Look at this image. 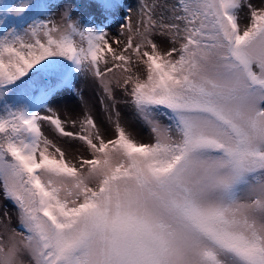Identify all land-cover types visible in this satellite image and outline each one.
I'll return each instance as SVG.
<instances>
[{
    "label": "snow or ice",
    "instance_id": "obj_1",
    "mask_svg": "<svg viewBox=\"0 0 264 264\" xmlns=\"http://www.w3.org/2000/svg\"><path fill=\"white\" fill-rule=\"evenodd\" d=\"M0 201V264H264V0L0 4Z\"/></svg>",
    "mask_w": 264,
    "mask_h": 264
},
{
    "label": "rangeland",
    "instance_id": "obj_2",
    "mask_svg": "<svg viewBox=\"0 0 264 264\" xmlns=\"http://www.w3.org/2000/svg\"><path fill=\"white\" fill-rule=\"evenodd\" d=\"M15 0H0V4L3 3H14ZM75 3H86L87 0H74ZM253 3L256 0H252ZM125 3L131 6L133 9L137 6V0H125ZM57 12L59 10H56ZM122 11V10H121ZM121 16L118 13L115 18V22L110 25L109 31L112 35H117ZM133 19L135 20L136 17L133 15ZM247 24V20L244 19L241 21V25L244 26ZM75 87L79 90V94L73 93L71 90H65L61 95L57 96L50 102V107L56 110V112L60 115L62 120L68 118H76L81 113L82 110L87 106L91 109L93 116L97 119L98 123H101L102 127H107L106 123L103 122V114L102 108L100 105V97L98 94V86L89 80L79 79L75 82ZM121 111L124 114V122L127 124L129 129L135 134L136 138L141 141L147 142L149 139L147 129L142 127L138 122H135L131 119V113L124 109L121 106ZM69 130H72L69 127ZM45 135L49 136L50 139L56 140L55 135L49 129V127L45 126L43 129ZM63 146L62 141H58ZM2 202V201H0ZM8 211L12 215V226L16 225V218H15V210L11 204L8 205Z\"/></svg>",
    "mask_w": 264,
    "mask_h": 264
}]
</instances>
